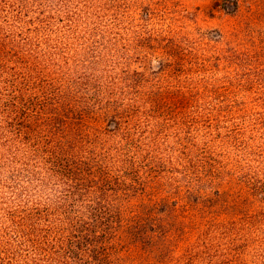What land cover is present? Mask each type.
<instances>
[{
  "label": "trees",
  "instance_id": "trees-1",
  "mask_svg": "<svg viewBox=\"0 0 264 264\" xmlns=\"http://www.w3.org/2000/svg\"><path fill=\"white\" fill-rule=\"evenodd\" d=\"M150 14L0 0V264H201L220 235L236 261L264 262V117L221 125L194 37L146 29ZM155 38L152 75L133 63ZM208 131H236V147ZM233 177L236 196L217 185ZM214 200L231 219L203 218L174 256L173 215Z\"/></svg>",
  "mask_w": 264,
  "mask_h": 264
},
{
  "label": "rangeland",
  "instance_id": "rangeland-1",
  "mask_svg": "<svg viewBox=\"0 0 264 264\" xmlns=\"http://www.w3.org/2000/svg\"><path fill=\"white\" fill-rule=\"evenodd\" d=\"M138 3L151 11L150 17L142 20L146 29H153L155 33L166 29L164 33L168 36L194 37V45L200 52L198 56L203 57L200 61L204 73L219 93L216 114L221 125H226L230 117H264V0H138ZM160 41L163 40L155 38L151 48L141 50L149 54L133 66L154 75L152 71L158 70L157 63L165 51ZM157 132L161 137L173 133ZM208 132L214 136L210 137L211 144L220 150L236 147V131ZM218 152L222 155L224 151ZM217 185L229 190L230 196H236V178H228ZM207 189L209 191V187ZM219 204L216 200L208 203L202 216L183 214L184 209L173 215L174 256L196 239L204 227L203 218L217 222L231 219L232 215L218 208ZM208 243H213L214 247L210 244L205 262L201 264H249L236 261L233 254L236 244L225 237L220 235Z\"/></svg>",
  "mask_w": 264,
  "mask_h": 264
}]
</instances>
